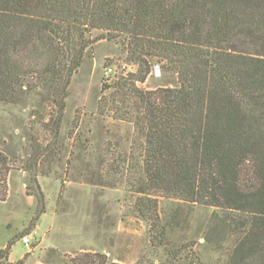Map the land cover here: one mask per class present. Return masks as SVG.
Returning a JSON list of instances; mask_svg holds the SVG:
<instances>
[{"label": "trees", "instance_id": "obj_1", "mask_svg": "<svg viewBox=\"0 0 264 264\" xmlns=\"http://www.w3.org/2000/svg\"><path fill=\"white\" fill-rule=\"evenodd\" d=\"M102 40L125 42L139 67L130 77L147 188L212 210L211 233L234 239L226 264H264V0H0V103L38 92L54 112L44 126L58 139L72 79ZM151 62L175 75L176 87L137 89ZM47 148L35 154L46 168L58 152ZM6 165L0 153L3 178ZM32 182L42 202L36 174ZM135 206L163 264H205L194 242H171L158 200ZM13 244L0 250L3 260Z\"/></svg>", "mask_w": 264, "mask_h": 264}, {"label": "rangeland", "instance_id": "obj_2", "mask_svg": "<svg viewBox=\"0 0 264 264\" xmlns=\"http://www.w3.org/2000/svg\"><path fill=\"white\" fill-rule=\"evenodd\" d=\"M138 70L122 40L89 48L72 79L58 139L44 126L54 112L38 92L0 103V153L9 171L0 174V250L14 241L0 264H89L86 254L103 255L107 264H163L166 253L152 245L148 224L136 214L141 197L159 201L171 242H194L205 264L227 263L234 239L211 233L212 210L146 186L145 131L130 77ZM176 84L175 75L151 62L148 79L135 86L150 92ZM46 147L58 151L48 168L35 159Z\"/></svg>", "mask_w": 264, "mask_h": 264}, {"label": "built area", "instance_id": "obj_3", "mask_svg": "<svg viewBox=\"0 0 264 264\" xmlns=\"http://www.w3.org/2000/svg\"><path fill=\"white\" fill-rule=\"evenodd\" d=\"M109 72L111 73L112 70L109 69ZM23 244H24L26 247H29L30 244H31V240H30V238H29V237H24V238H23Z\"/></svg>", "mask_w": 264, "mask_h": 264}]
</instances>
